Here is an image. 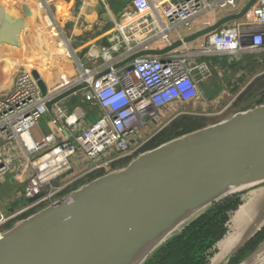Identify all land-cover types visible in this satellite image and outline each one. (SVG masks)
<instances>
[{
  "label": "water",
  "instance_id": "1",
  "mask_svg": "<svg viewBox=\"0 0 264 264\" xmlns=\"http://www.w3.org/2000/svg\"><path fill=\"white\" fill-rule=\"evenodd\" d=\"M255 1H247L239 11L164 49H132L113 67L129 69L137 57L162 56L240 19ZM21 6L23 16L17 17L0 4V72L23 58L20 32L28 26L25 17L31 11L27 4ZM37 39L42 45L39 35ZM27 68L45 94L46 83L38 70ZM84 86H73L46 102L47 110ZM263 90L229 116L142 150L122 166L88 178L57 201L6 227L0 234V264H143L166 239L214 202L264 185ZM237 208L243 217L255 215L256 219L231 250L222 253L225 261L218 263H227L264 226L262 207L252 208L246 216L242 206ZM233 212L225 235L232 229ZM263 248L264 239L240 263L253 255L263 257Z\"/></svg>",
  "mask_w": 264,
  "mask_h": 264
},
{
  "label": "built area",
  "instance_id": "2",
  "mask_svg": "<svg viewBox=\"0 0 264 264\" xmlns=\"http://www.w3.org/2000/svg\"><path fill=\"white\" fill-rule=\"evenodd\" d=\"M129 3L131 10L124 11L121 18L154 14L153 19L165 24L166 30L179 24L189 28L193 18L213 6L205 0H130ZM226 4L234 5V0H224L222 5ZM125 26L115 25L123 39ZM163 37L168 44L172 43L167 35ZM205 38L192 49L180 46L162 57H137L129 69L115 68L113 61L90 70L78 63L75 68L81 73L73 82L49 88L42 78L47 87L45 94L30 70L24 65L18 67L10 87L0 89V177L10 172L15 179L24 180L18 196L28 204L6 217L0 214V234L5 222L57 201L66 189L75 188L92 173L107 171L117 166L113 164L131 159L175 117L189 114L176 110L177 113L164 120L165 113L175 112L177 103L202 99L195 75L200 80L212 75L213 66L222 61L223 55H229L233 61L240 54L264 52V0H256L240 21L219 27ZM112 48L117 50L116 45L109 50ZM102 55L108 58L110 54L104 50ZM60 78L65 76L61 74ZM82 83H85L80 89L83 102L96 108L95 118L87 120L82 107L68 112L61 101L47 110L46 102ZM48 112L54 130L35 139L31 130ZM59 177H63L60 183L53 184Z\"/></svg>",
  "mask_w": 264,
  "mask_h": 264
},
{
  "label": "crops",
  "instance_id": "3",
  "mask_svg": "<svg viewBox=\"0 0 264 264\" xmlns=\"http://www.w3.org/2000/svg\"><path fill=\"white\" fill-rule=\"evenodd\" d=\"M129 1L130 0H38L35 3L37 5H34L28 0H19L16 4V7L18 8V11L20 10V14L14 13L16 10H14L15 6L13 7L14 11H12L10 6L5 5L2 3V1L0 4L4 6L7 11L17 17L23 16L21 5L23 3L28 5L31 14L30 16L25 17L28 26H26L22 35V40L24 42V45L22 46L23 48L31 51L34 55H39V53L41 55L42 52L45 57L48 56L56 46L59 49L65 50L64 53H66V60H64L63 69L60 70V72H62L61 74L64 75L65 78L61 80V74L57 75V78L53 82L48 83L49 88H53L63 85L66 82H73L75 76L81 73V71L77 72V69L75 68L78 63H82L84 68H88L90 70L97 68L99 64L103 65V63H109L110 61H113V63H115L117 60L120 61L123 59V56L127 52L128 48L133 50L148 48L156 50L164 49L169 44L164 39L163 35H167L170 42L173 43L174 41L180 39V37H185L194 31L202 29L203 27L214 23L227 14L239 11L249 0H234V5H222L224 0H205L208 3H211L213 6L207 11H203L197 17L193 18L189 22V28L183 24H179L176 27L167 30L165 24H162L160 20L153 19L155 16L154 14H149L145 17L133 15L128 19H123V17L121 18V14L124 11L131 10ZM42 11L44 12V16L40 20L43 26L47 28L50 27L51 33H49L51 35L49 37L45 35L46 30H44V27L38 31L31 26L33 23L30 25L32 19H34V22L37 21L40 24V20L35 18L36 15L41 14ZM238 20L240 21V19ZM238 20L229 21L221 27H228L234 21L237 22ZM116 23H119V25L126 24L124 28V34L126 36L125 39H123L121 36L119 37V32L115 29ZM36 34L40 36L42 45L38 43ZM205 36L206 35H204V37ZM204 41L202 36L192 42L182 44L181 46L192 49L199 46ZM114 45L117 46V50L114 51L113 48L109 50V47ZM38 48L41 49V52L39 53H37L39 50ZM104 50L109 51L110 55L108 58L103 57L102 53ZM29 51L28 53H30ZM168 52L164 53L163 55H166ZM242 55L233 61L230 59L229 55H223L222 61L215 63L213 66L214 68L212 75L202 79L207 80L210 77H216V80L220 84L216 89L217 93L210 99V103L215 104L217 101L221 102L223 97L227 95L228 89L241 85L239 83L240 80L243 77L248 76L247 74L249 71L254 70L255 72L252 74L250 79H248L244 86L250 85L255 80L264 76V52L245 53L243 57ZM103 58H105V60ZM22 65L24 64H19L18 67H21ZM222 65H227V68ZM66 66L68 67V71L66 70ZM17 68L14 69L10 67V75L8 76L10 77V85L13 82ZM258 68L260 70H257ZM13 70L15 71L11 75ZM41 77L44 78L43 76ZM78 92H80L82 95V90H79L75 93ZM248 98L249 97L247 96L246 99ZM67 99L68 97L61 100L60 104L63 107H65ZM246 99L242 100V97L238 94L233 99H231L228 104L230 106L233 102L240 101V103H238V108L235 110L237 111L241 109V103ZM82 103L83 104L81 105L73 106L70 110H68L66 107L65 109L69 112L74 108L82 107V109L85 111L87 120H92L98 115L97 110L95 107H93V105L85 103L83 100ZM93 108L95 110L91 112ZM47 114L49 116L47 123L50 128L48 133H51L54 130L53 126L50 124L51 112H48ZM38 125L35 127V129L40 131ZM48 133H43L40 131L39 138L42 135ZM123 164H117V167L122 166ZM1 177L2 179H0V189L2 187H6V192L10 193L11 188L13 190L12 195L14 194L15 197L18 196V194L23 190L24 180L15 179L13 176H10V172L5 173ZM10 178L11 182H13L11 184L14 185L13 188L10 186ZM86 178H84L82 183L87 180ZM244 191H246V194L243 196L242 191L240 194L242 201L238 205V207H243L241 211L243 212L244 216L248 215L250 211L254 210L252 208H257L260 206V208L262 207V210L264 209V185L248 188ZM240 208H236L234 210L231 217L232 229L227 235L224 236V238H222V240H220V242H218L216 246V252L211 258V261L213 259L212 263L219 264L220 262L218 263V260L225 261L224 257L220 258V256L222 257V253L229 252L244 234L248 225L251 224L250 221L256 219L255 215L252 217H243L241 212H238ZM262 251L263 252L261 255L263 257L260 264H264V248Z\"/></svg>",
  "mask_w": 264,
  "mask_h": 264
},
{
  "label": "trees",
  "instance_id": "4",
  "mask_svg": "<svg viewBox=\"0 0 264 264\" xmlns=\"http://www.w3.org/2000/svg\"><path fill=\"white\" fill-rule=\"evenodd\" d=\"M94 110L93 108L91 112ZM203 124V118L201 117L189 114L179 115L153 136L143 147V150L153 148L172 137L199 128ZM127 161H120L113 164V166ZM100 173L102 171L94 172L90 175V178ZM69 189L64 192L66 193ZM240 203L239 193L214 202L190 220L182 229L166 239L147 257L143 264H209L210 258L216 252L217 242L228 230V222L232 211ZM5 226L7 227V225ZM263 239L264 226L230 257L226 264L240 263Z\"/></svg>",
  "mask_w": 264,
  "mask_h": 264
},
{
  "label": "rangeland",
  "instance_id": "5",
  "mask_svg": "<svg viewBox=\"0 0 264 264\" xmlns=\"http://www.w3.org/2000/svg\"><path fill=\"white\" fill-rule=\"evenodd\" d=\"M1 1L5 5L10 6V9L12 11H14L16 9L14 11V13L20 14V10L18 11V8L16 7V4L18 3L19 0H0V2ZM28 1L30 3H32V4H34V5H37L35 3L38 0H28ZM13 7H14V10H13ZM43 16H44V12L42 11L41 14L36 15V18L34 16V18L40 20V19L43 18ZM33 20L34 19H32L31 20L32 22H30V25L33 23V25H31L33 28H35V29H37L39 31L40 29H42L44 27V30H46L45 31V35L47 37H49L51 35L50 34L51 33L50 27L47 28V27L43 26V24L41 23V20H40V24H39V22H37V21L34 22ZM204 40H205V37L203 36V41ZM35 45H36V40H35ZM50 46H52V45H50ZM56 49H58L57 46H56ZM40 50L41 49H39L37 51V53L41 52ZM29 52L30 53H26V57H29V55L31 56L33 54L31 51H29ZM241 55L242 54H240V56ZM243 55H245V54H243ZM243 55H242V57H243ZM34 56L36 58L35 60H37V61L40 60L39 62H43L44 59H45V56H44V54L42 52H41V55L39 53V55H34ZM249 58H248V60H249ZM52 62H53V65H52L53 67H51V69H55V68L57 69L58 68V64L55 63L56 61L54 60ZM222 66H224L225 68H227L226 67L227 65H222ZM66 70L68 71V67L67 66H66ZM257 70H260V69L258 68ZM14 71L15 70H13L11 72V75L14 73ZM254 72H255L254 70L253 71H249L248 74H247L248 76L243 77L240 80L239 83L241 85L234 86L233 88L228 89L227 95L223 97V99L221 100V102H218L217 101V103H215V104L214 103L212 104L209 101L217 93L216 89L220 85L218 83V81L216 80V77H210V78H208L209 80L208 79L207 80H200L199 79L200 76L196 74L195 77L199 80V89L202 92L203 99H201L199 101H196L195 103H187V104L177 103L176 104V107L174 108L175 112L169 111L168 113H165L164 120H166L169 115H171V114L174 115L175 113H177L178 110L179 111H187V112H189V115L198 116V117L203 118V123L204 124L202 126H204L206 124H209V123H212V122H215L216 120L221 119L223 117L229 116L230 114H232L238 108V103H240V101H235V102H233L234 105L232 103V105L229 106L228 103L236 95L239 94L242 97V100H243V99H246L247 96L250 97V96L258 93L262 89H264V76L261 77V78H259V79H257V80H255L252 84L247 85V86H244L245 83L248 81V79H250V77L252 76V74H254ZM61 73L62 72H60V70L59 71H56L55 73L48 72L47 73V78H46L47 82L48 83L53 82L57 78V75H60ZM9 75H10V67H5V68H3L1 70V72H0V89L1 90H4V89L8 88V86L10 85V80H9L10 77H8ZM261 93H263L261 102H264V90ZM246 94H248V95H246ZM82 100H83V97L81 96V93L80 92L75 93V94H71V95L68 96V99L66 100L65 107L68 110H70L73 106L83 104L82 103ZM48 118H49V116L46 113V114H43L38 119V124H39L38 125V128H40V131L43 132V133H48L50 131L49 125L47 123L48 122ZM40 131H38V129H35V128L31 130V133H32V135H33V137L35 139H38L39 138V132ZM103 158H105V156H103ZM10 176H12V174H10ZM62 178L63 177H61V178L59 177L58 179H56L55 181H53V184L60 183V180ZM0 179H2V177H0ZM9 181H10V186L13 188L14 185L11 184V183H13V182H11V178H10ZM12 193H13V190L11 188H10V193L6 192V187H2L0 189V214H2L3 217H6L7 215L12 214L13 212L17 211L18 209H20L23 206H26L28 204V203H25L24 198L19 197V196H16L15 197V195L14 194L12 195ZM62 193L60 195L65 194V192L63 194ZM245 194H246V191H243V196ZM9 196H10V198H9ZM38 208H33V210L28 211V213H31V212L37 210ZM28 213H25L23 215L17 216L15 218L9 220V222H7V224H6V222H5V224H2V231L6 229V226L5 225H7V227L8 226H11L13 223L17 222L20 218H23ZM253 256L250 257V258H247L244 261H242V263H240V264H260V262L262 260V257H260V258L258 257L257 258V257H253ZM212 261H213V259H212ZM212 261L210 259L209 264H213ZM219 264H226V263L225 262H222V263L220 262Z\"/></svg>",
  "mask_w": 264,
  "mask_h": 264
},
{
  "label": "bare ground",
  "instance_id": "6",
  "mask_svg": "<svg viewBox=\"0 0 264 264\" xmlns=\"http://www.w3.org/2000/svg\"><path fill=\"white\" fill-rule=\"evenodd\" d=\"M23 30H24V28L20 32L21 41H23L22 40ZM22 43H23L22 45H24V42H22ZM22 50H23L22 55L24 57L21 58V60L18 62H14L12 64H9L7 67H12V68L16 69L19 64H24L25 66H28V67H36L39 70L40 75L43 76L45 79L47 78L46 74L48 72L55 73L56 71L63 69V63H64V60H66V53H64L65 50H63V49H59V48L56 49V47H55L53 49V51H51V53L45 57L43 62H39L40 60H38V61L35 60L36 58L33 54L31 56L29 55V57H26V53H28V50H26V48H22ZM54 60L56 61L55 63L58 64L57 69L56 68L51 69V67H53L52 61H54ZM137 262H134V263L132 262L130 264H137Z\"/></svg>",
  "mask_w": 264,
  "mask_h": 264
}]
</instances>
